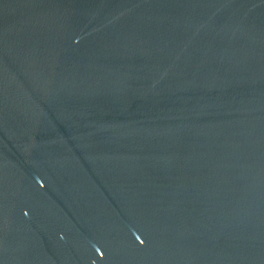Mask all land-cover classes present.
<instances>
[{
  "label": "water",
  "instance_id": "95a60500",
  "mask_svg": "<svg viewBox=\"0 0 264 264\" xmlns=\"http://www.w3.org/2000/svg\"><path fill=\"white\" fill-rule=\"evenodd\" d=\"M0 264H264V0H0Z\"/></svg>",
  "mask_w": 264,
  "mask_h": 264
}]
</instances>
